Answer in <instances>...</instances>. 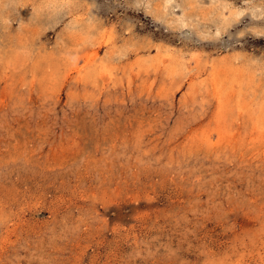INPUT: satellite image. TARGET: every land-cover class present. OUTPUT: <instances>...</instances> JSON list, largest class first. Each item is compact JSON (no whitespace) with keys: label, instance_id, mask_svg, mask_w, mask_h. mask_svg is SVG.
<instances>
[{"label":"rangeland","instance_id":"374dc122","mask_svg":"<svg viewBox=\"0 0 264 264\" xmlns=\"http://www.w3.org/2000/svg\"><path fill=\"white\" fill-rule=\"evenodd\" d=\"M0 264H264V0H0Z\"/></svg>","mask_w":264,"mask_h":264},{"label":"bare ground","instance_id":"6f19581e","mask_svg":"<svg viewBox=\"0 0 264 264\" xmlns=\"http://www.w3.org/2000/svg\"><path fill=\"white\" fill-rule=\"evenodd\" d=\"M173 0H166V5L167 4H171V2H172ZM54 2V1H53ZM236 13V12H235Z\"/></svg>","mask_w":264,"mask_h":264}]
</instances>
